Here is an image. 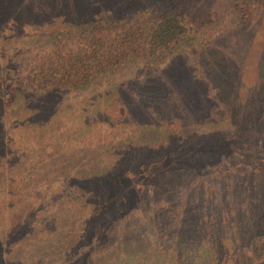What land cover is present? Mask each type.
I'll use <instances>...</instances> for the list:
<instances>
[{"label": "trees", "instance_id": "16d2710c", "mask_svg": "<svg viewBox=\"0 0 264 264\" xmlns=\"http://www.w3.org/2000/svg\"><path fill=\"white\" fill-rule=\"evenodd\" d=\"M0 1V9L17 16L13 21L15 27L32 23L40 32L52 27L51 43L41 49H12V43L6 51L0 49V264H137L153 256L159 260L160 252L153 250L151 243L154 240L164 241V238L146 232L147 225L153 231L159 224L145 216L148 215L147 206H154L155 213L180 211L177 228L172 234L176 238L182 236V239H186L187 236L183 235L185 230L188 232V222L191 221H184L186 207H182L180 202L192 205V200L197 199H192L200 191L195 184L197 180L205 183L220 180L227 174L243 175L248 172L240 170V167H248V164H243L245 159L262 167L259 164L262 160L260 155L236 150L234 142L241 137L239 128L221 138L218 126L213 127L208 131L214 138L211 142L207 141L206 134L201 136L196 124L191 131H181L184 127L182 117L186 111L189 114L185 119L196 122L193 118L199 116L200 109L202 115L212 118L217 110L228 107L223 100L208 95V92L207 97L201 92L193 99L184 96L187 109L172 100L170 94L172 97L177 95V88L189 79V70L178 67L180 59L167 55L160 60L158 67L144 72L151 65V59L165 54L188 33V27L178 10L194 0H29L28 4H23L22 0ZM250 4L252 8L264 9V0H247V5ZM235 6L245 13L243 5ZM13 8H16V12ZM47 13L56 14L51 18L61 15L62 20L45 24L47 26L41 25L40 20L32 22V19L36 20ZM25 20L31 22H20ZM214 54L219 52L206 56H212L207 60V75L213 74L211 69H222ZM227 56L231 58V55ZM142 62L144 68L140 72H128L130 75L127 73V77L130 78H121L116 91L119 90L118 95L125 99L122 102L125 108L136 107H133L137 109L135 111L145 119V110L140 105L144 98L141 96L153 94L148 91L149 84L166 83L169 92H165V96L170 97L162 103L160 98L152 96L150 105L146 106V111L154 119L149 125L157 123V129L150 128L148 135L136 127L130 128L129 131L133 130L134 134L132 141L136 140L129 148L131 151L125 154L124 159L105 167L103 172H80L78 167L82 162H66L71 159L68 157L72 153L63 157L56 153L53 157L55 152L50 154L48 145L70 152L67 145L76 149L89 143L87 133L66 131L64 127H57V119L52 120L54 113L57 114L60 109L56 96L62 99L67 91L104 78L109 70L120 71L115 67L126 72ZM137 81L146 88L143 85L136 91ZM150 89L158 90L160 87ZM197 90L201 91L199 88ZM201 99L207 101L200 106L196 103L193 105L192 101ZM187 101L190 107L186 105ZM170 102L171 105H167ZM160 114L165 117L161 119ZM260 114H264V109ZM252 120L253 114L249 111L242 122L250 128ZM132 124L140 123L135 121ZM161 125L167 129L165 136L159 132ZM37 131L42 132L38 162L35 165L29 163L22 171L15 172L20 163L9 160L22 147H29ZM124 131L128 132V129ZM116 134V140L122 141L124 135ZM81 155L82 152L78 156ZM84 157L90 162L89 153ZM225 158L239 159V162L223 165ZM51 159L56 160L51 163ZM51 174H64V178L50 181L49 178L54 176ZM106 179L111 183L105 182ZM59 187L60 197L54 195ZM190 190H193L191 196L188 195ZM176 196L182 197V201L179 202ZM58 199L68 201L63 204ZM78 200V206L65 210L64 214L74 222L73 225L66 220L64 224L58 221L51 230L39 227L38 218L35 220L39 212L49 211L59 202L69 207ZM26 221H30L32 230L28 235L21 232L25 235L24 239L14 247L13 235H10L13 225L15 229H23ZM192 230L191 238L196 229ZM39 243L51 246L50 253L15 259L24 247L33 250ZM142 244L145 248L140 251L142 254L139 258L136 247ZM257 264H264V259Z\"/></svg>", "mask_w": 264, "mask_h": 264}, {"label": "rangeland", "instance_id": "374dc122", "mask_svg": "<svg viewBox=\"0 0 264 264\" xmlns=\"http://www.w3.org/2000/svg\"><path fill=\"white\" fill-rule=\"evenodd\" d=\"M28 1L22 0V3L28 4L30 2ZM235 4L243 5L245 13L239 11ZM6 11V9H0V49L2 51H6L10 43H12V49H33V47L41 49L51 43L49 41L52 40L50 37L52 27L51 29L45 28L48 31L44 32L38 31L39 29L32 23L24 27H15L13 21L14 17L17 16ZM13 11L16 12V8H13ZM178 12L188 27V33L174 43L165 54L156 59H151V65L147 66L148 68H145L144 72H147L149 68L153 70L158 67L160 60L167 55L180 59L181 63H177L180 64L178 67L189 70V79H186V83L177 88V95L174 94L172 97L170 94L171 99L187 109L185 108L184 96L193 99L201 92L207 97L208 92V95L223 100L228 107L225 110L222 108L217 110L212 118L202 115L200 109L199 116L193 118L196 122L185 119L189 114L186 111L182 117L184 127L181 128V131H191L196 124L201 136L206 134L207 141L211 142L214 138L208 131L214 129L213 127L218 126L220 129L218 135L221 138L231 135L239 128L241 137L240 139L237 138L236 143L234 142L236 150L249 152L251 155H260L262 160L259 164L262 167L251 163L252 160L245 159L243 164H248V167H240V170L248 172L243 175L227 174L220 180H208L205 183L197 180L195 184L199 186L200 191L197 192L196 197H192V199L197 198L195 201L192 200V205L180 202L182 197L176 196L181 206L186 207L187 215L184 221H191L188 222L190 225L188 232L185 230L184 235L182 234L187 236V240L182 239V236L176 238L172 234V231L177 228V217L181 216L180 211L175 210L168 213L164 210L155 213L154 206H147L148 215L145 214L147 218L154 219L153 222H159V224L164 222L166 224H157L153 231L152 227L147 225L146 232L160 235L164 241L154 240L151 243L152 249L160 252L159 260L153 256V258H147L143 262L138 261L137 264H160V262L161 264H257L258 261L264 259V114H260L261 110L264 109V9L252 8L251 4L247 5V0H194L192 4L182 7ZM52 15L56 14L47 13L36 20L32 19V22L40 20L41 25L47 26L45 24L62 20L61 15L51 18ZM217 52L219 54L213 56L221 63L222 69L221 71L211 69L213 74L207 75L205 73L206 70H209L207 60L212 56H206ZM227 55H231V58ZM142 65L143 62L140 66L136 65L134 69L126 72L115 67L120 71L109 70L108 75L104 78H98L88 86H80L67 91L62 99L57 95V105L60 109L57 114L54 113L52 120L57 119V127H64L66 131L78 130L79 133H87L89 143L88 146H77L76 149L75 146L67 145L70 152H66L64 148L59 150L48 145L50 146V154L54 151L53 157L56 156V153L63 157L72 153L71 157H68L71 159L66 160L67 164L71 160L74 163L79 161L82 162L78 167L80 172L87 170L91 174L99 173L103 172L105 167H110L124 159L125 154L131 151L129 148L133 146L136 140L132 141L134 134L133 130L129 131L130 128L136 127L137 130L148 135L150 128L157 129V123L149 125L150 121L154 119L146 111V106L150 105V101H152L150 97L152 96L160 98L162 103L168 99L167 97H170L165 96V92H169L166 83H163L164 85L149 84L148 91L153 94L141 96L144 98L140 101V105L145 110V119L141 113L135 111L137 109H134L136 107L133 105L134 108L132 107V109L125 108L122 105L125 99L120 98L119 92H117L119 90L116 91L119 83H121V78H125V80L130 78L127 77L128 72L136 70L140 72ZM1 68L3 69V67ZM163 70L166 71L167 69ZM128 74L130 75V73ZM194 74L195 78L193 79ZM123 75L125 77H121ZM201 78L210 81L205 82ZM143 85V83L138 82L135 90H140ZM153 86H159L160 89H150ZM253 87L258 89L252 90ZM197 88L201 91H198ZM124 90L129 93L127 88ZM145 93L146 90L143 94ZM126 101L129 102V99ZM206 101L201 99L192 101V103L200 106ZM167 105H171V102ZM186 105L190 107L188 101ZM159 108L164 109L163 107ZM156 111L158 113L157 109ZM249 111L253 114V125L250 128L249 125L245 127L244 122H242V119L248 117ZM159 116L161 119L165 117L163 114ZM135 121L140 124H132ZM227 123L229 124L227 125ZM126 129L128 132L124 131ZM166 130L163 125L159 127L161 135L165 136ZM117 132L124 135L122 141L116 140ZM41 133L39 131L34 132L29 147H22L21 151L9 160L10 162L15 161L16 164L20 163L15 172L22 171L24 166L29 163L35 165L38 162L41 154L39 151ZM50 133L49 130L48 134ZM141 137L143 138V136ZM80 152L82 155L78 156ZM85 152L89 153L90 162L85 160ZM56 159H51V163ZM223 161V165H226L239 162V159L225 158ZM63 165L66 167L65 160H63ZM51 176L50 181L64 178V174H51ZM105 182H110V180L106 179ZM60 193L61 188L59 187L54 195L59 196ZM192 194L193 190H190L188 195L191 196ZM58 200L64 204L67 199ZM1 201L3 208L2 197ZM63 204L59 202L55 208L43 213L39 212L35 218V220L38 218L39 227L51 230L55 223L58 224V221L60 223L62 221L64 224L66 220L73 225L74 222L66 218L68 216L64 214L65 210L78 206L79 200L69 207L63 206ZM31 219L34 218L31 217ZM30 224V221H26L23 229H19V227L15 229L13 225L11 230L13 233L10 235H13L14 247H17L24 239L25 235L21 232H26L27 235L31 232ZM193 228L196 231L191 238L189 236ZM205 236L208 238H203ZM144 248V244L141 247H136V255L139 258L142 254L140 251H144ZM50 251L51 246L39 243L33 250L24 247L22 251L16 254L15 259L27 255L40 257L50 253Z\"/></svg>", "mask_w": 264, "mask_h": 264}]
</instances>
